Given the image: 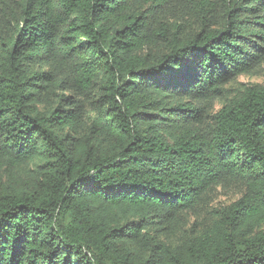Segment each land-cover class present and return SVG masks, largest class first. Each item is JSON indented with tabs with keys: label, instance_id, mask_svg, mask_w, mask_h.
<instances>
[{
	"label": "trees",
	"instance_id": "16d2710c",
	"mask_svg": "<svg viewBox=\"0 0 264 264\" xmlns=\"http://www.w3.org/2000/svg\"><path fill=\"white\" fill-rule=\"evenodd\" d=\"M263 64L264 0H0V264H264Z\"/></svg>",
	"mask_w": 264,
	"mask_h": 264
},
{
	"label": "rangeland",
	"instance_id": "374dc122",
	"mask_svg": "<svg viewBox=\"0 0 264 264\" xmlns=\"http://www.w3.org/2000/svg\"><path fill=\"white\" fill-rule=\"evenodd\" d=\"M247 84H264V64L263 67L255 73H244L240 74L234 81L229 83L227 86L229 88L235 89V87H242V85ZM221 101L215 103V108L220 107ZM236 198L231 192H220L215 200L216 204H226L231 202Z\"/></svg>",
	"mask_w": 264,
	"mask_h": 264
}]
</instances>
